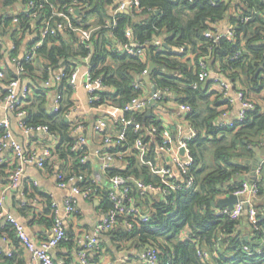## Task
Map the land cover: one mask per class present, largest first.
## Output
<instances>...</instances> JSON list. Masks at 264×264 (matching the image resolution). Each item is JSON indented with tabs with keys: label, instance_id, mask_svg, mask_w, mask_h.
Wrapping results in <instances>:
<instances>
[{
	"label": "trees",
	"instance_id": "1",
	"mask_svg": "<svg viewBox=\"0 0 264 264\" xmlns=\"http://www.w3.org/2000/svg\"><path fill=\"white\" fill-rule=\"evenodd\" d=\"M115 2L116 0H0L4 7H14L17 3L23 6L16 14L6 12L0 15L2 35L9 36L14 42L7 52L0 39V63L5 61L6 56L11 62L12 58L20 56L28 31L36 34L26 47L31 52L41 39V28L48 21L51 29H56L55 33H50L44 43L33 51L32 61L21 62L23 71L20 75L17 67V72L8 65L5 69L0 67L4 72L1 82L8 86L18 78L31 81L33 92L28 100L30 102L32 98L33 101L26 106V122L28 125H47L59 137L52 153L58 158L57 161L53 160V166L58 163L59 171L68 176L80 172L92 174L91 162L81 164L79 154L72 151L75 142L72 122L66 119L75 106V90L70 84L72 72L84 63V58L90 52L93 54L94 75L101 76L114 89V92L103 94V100L122 107L135 97L144 96V90L135 87L136 83H140L144 86L151 84L155 90L168 89L170 95L179 97L177 100L189 103L193 112L187 119L197 132L190 143L194 158L192 174L195 176V186L190 190L174 193L171 197L174 203L168 207L160 198L148 203V199L140 198L134 193L135 197L148 204L152 222L137 226L132 231L118 226L115 230L104 233L111 240H100L99 252L110 255L115 261L123 253L133 259L147 247L155 246L160 251L162 260L169 261L170 264H264V202L260 204L257 201L256 207L262 220L261 230L256 232H253L246 218L234 221L217 217L215 212L218 207L214 205L219 196L232 193L246 181L244 176L250 171L249 167L241 164L238 159L246 157L255 146L262 143L258 138L264 134V106L258 96L264 90V0H195L193 4L188 0H140L143 9L141 12H121L114 15L112 10ZM76 10L79 12L76 13ZM185 11H190V14L185 16ZM237 13L243 18L250 17L249 21L238 19ZM228 17L235 28V38H222L216 44L208 40L205 32L214 23H221ZM60 25L63 29L59 28ZM91 29L94 30L91 42H83L80 30ZM127 30L133 31L134 43L146 45L145 57H131L117 52L119 44L129 42ZM156 38L162 39L166 45L159 49L154 44ZM88 44L91 48H87ZM180 47L186 49L184 54L177 53ZM210 47L212 68L215 71L224 69L226 76L233 80L234 89L242 88L246 97L255 105V109L247 112V120L237 128H223L216 124L222 109L229 102L222 93L211 89L215 85L214 81H208L197 89L193 88L197 81L198 60L210 51ZM239 50L244 51L242 56L232 60V56ZM187 55L192 57L187 58ZM151 64L155 67L149 84L141 78L145 69L150 71ZM62 70L65 74L60 84L63 99L59 112L53 113L47 108L50 90L45 89L43 83L52 71ZM6 95L5 88L0 92V97ZM212 95H216L214 101L209 99ZM134 117L146 127L160 126V122L152 114H136ZM2 135L3 131H0V140ZM128 135L126 145L133 147L138 134L130 129ZM210 154L213 162L208 166L211 159H208V164L206 160ZM127 159L129 168L126 172L145 182L159 181L152 166L146 163L147 160L153 164L156 162L153 151L141 156L138 150H134ZM49 163L50 159L46 160L44 168ZM126 172L111 168L109 175ZM25 192L29 193L28 190ZM36 194L41 193L34 191L31 196ZM98 197L102 207L107 209L110 206L107 190L101 187ZM258 197L264 200L261 181ZM45 198L51 214L53 200ZM26 199L29 200L30 196H26ZM243 222L248 223L250 228L248 238L239 230ZM9 226L16 233L15 227L12 224ZM183 231L188 232V238L180 239ZM192 234L198 240L192 238ZM68 242L75 243L74 240ZM217 244L221 247L218 257L203 260L199 251H213ZM244 244L250 245L254 251L261 247L262 253L251 255L240 249Z\"/></svg>",
	"mask_w": 264,
	"mask_h": 264
},
{
	"label": "built area",
	"instance_id": "2",
	"mask_svg": "<svg viewBox=\"0 0 264 264\" xmlns=\"http://www.w3.org/2000/svg\"><path fill=\"white\" fill-rule=\"evenodd\" d=\"M188 1L193 4L195 0ZM30 5L32 6V3H30ZM213 5H216V2H213ZM142 10L140 0H116L112 11L115 15L121 12H141ZM75 12L78 13L79 10H76ZM36 15L37 14H34V16ZM236 17L244 22H248L250 19V17L243 18L238 13L236 14ZM115 24L116 21H114V25ZM220 24L221 23H214L210 29L205 32V37L215 44L219 43L222 38L233 40L236 36L234 26L222 29ZM59 28L63 29V26L60 25ZM55 30L56 29H51L50 22L48 21L46 25L41 28V39L36 46L33 47L31 52L25 49L22 56L12 58V62L18 68V75L23 71L21 62L23 60L26 62L32 61L34 59L33 51L44 43L50 33H55ZM93 32L94 30L92 29L80 30L83 42L90 43ZM126 37L129 42L119 44L117 52L125 53L127 56L131 57H145L146 45L143 43H134L132 30H127ZM154 44L160 49L165 45V42L160 38H156ZM87 48H91V45L88 44ZM185 51L186 49L184 47L177 49L178 54H184ZM243 52V50H239L231 59L235 60L242 56ZM92 55L93 54L90 52L88 56L84 58V63H81V65H78L74 69L70 78V84L76 91V78L80 71L79 68L85 66L86 72L83 85L88 94L89 104L96 108L105 106L113 107L114 104L103 100V94L107 93L110 87L101 76L96 77L94 75L92 69L94 66ZM211 59L212 47H210V51L207 54L200 57L198 60L197 81L193 84V88L197 89L208 81H214L215 86L219 87L221 93L229 102V105L222 109L221 115L216 124L218 127L223 128H237L247 120V112L255 109V105L250 99H248V97H246L242 88L234 89L233 80L226 76L227 74L224 72V69L219 68L215 71L212 68ZM148 73L149 69H145L142 76H145ZM64 76L65 74L63 70L52 71L50 76L43 83L45 89L53 91L54 93V105L51 110L53 113H57L60 110V102L63 99V90L61 89L60 84ZM3 78L4 72L1 69L0 80ZM135 87L144 90L143 84L136 83ZM32 88L33 87H31L29 83H24L20 78L13 80L8 86H6L7 95L0 97V110L3 109L7 112L13 113L18 119L19 128L25 133H43L51 137L56 143V146L59 142V137L51 132L49 126L28 125L26 122V106L29 103L28 99L32 95ZM169 97L170 93L168 89L165 91L154 90L150 96H138L124 106L116 107L119 111L118 122L120 125L118 132L114 134L109 131L108 120L105 117L102 116L97 118L94 124V129L98 134L103 136V142L107 146V150H88V138L84 132L86 127L85 122L79 119L72 120V136L75 140L72 146V151L79 154L80 162L83 165L89 164L92 160H99L101 169L106 173L111 185L107 190V198L110 202V206L107 209H104V217L96 224L94 232L79 234L74 238L77 247L78 264H113L114 262H121L122 264H170L169 261L162 260L160 257V251L155 246L147 247L133 259H130L129 256H123L115 261L106 262L101 260L103 254L99 252V237L101 234L113 231L118 226H123L127 231H132L137 226L152 222V214L144 211V209L138 204L137 197H135L134 193L138 194L140 198L146 199L150 198V195L152 194H157L161 201H164L165 206L168 207L169 205L172 206L174 203L171 201V197L174 193L178 191H187L195 186V176L192 174L194 158L191 155L190 143L195 139L197 132L193 129L189 120L187 119L192 128V134L187 137L178 138L173 131H171L168 126H164V124H161L160 126L151 125L150 127H146L144 124L134 119V115L136 114L147 115L146 112L152 110L153 105L156 102H165ZM235 102L240 103L241 111L236 118H230V109ZM75 106L70 110L67 116L69 119L70 115L76 111ZM179 108L185 113L186 117L193 112V108L189 103H180ZM126 115H129V117ZM130 129L138 134L133 147H127L126 145ZM0 131H3L0 140V152L7 147H10L13 150L17 161V165L10 173L8 188L17 189L22 182L26 164L31 163L39 168H44L45 161L52 157L54 147L48 143L46 145L42 144L41 151H38V149L26 151L21 144L13 140L11 121L8 118L0 122ZM182 148L185 150L184 154L181 153ZM134 150H138L141 156H143L144 153L146 154L153 151L156 162L154 164L152 163V168L159 178L158 182H145L129 172H126L129 168L127 157H129ZM116 161L124 163L123 170L126 173L109 175L110 169L113 168ZM260 167L258 168V173L261 171ZM57 180L59 186L62 188L71 186L72 195L64 200L63 207L56 201H52L51 235L49 238L39 243L34 242L28 237L23 225L12 214H7L3 211L2 203L4 198L0 197V217H4L8 223L15 227L20 242L34 256L36 264H60L54 259L52 251L62 242L71 239L66 230L65 220L70 217H76L80 214L81 211L77 196H81L88 201H93L96 198H99L98 192L102 187L97 178L87 172H80L68 176L67 173L59 171L57 173ZM259 183V179L243 182L232 193H229V195L235 194L238 197V202L234 207L217 208L215 215L217 217L234 221L246 218L247 222L252 227L253 232L261 230L260 222L262 218L256 207L257 201L260 200L258 199ZM33 184L38 186L37 181H34ZM99 200L101 201L100 198ZM28 203V199H26L22 205L25 206ZM184 235L185 238L189 237V234L186 231H184ZM191 237L198 240L193 234ZM226 237L229 238V236ZM240 249L251 255L254 253H262L261 247L254 251L248 244L242 245ZM220 250L221 247L217 244L213 251L203 249L199 251V255L203 260H214L218 257L217 253ZM0 264L9 263L0 261ZM226 264L234 263L227 262Z\"/></svg>",
	"mask_w": 264,
	"mask_h": 264
},
{
	"label": "crops",
	"instance_id": "3",
	"mask_svg": "<svg viewBox=\"0 0 264 264\" xmlns=\"http://www.w3.org/2000/svg\"><path fill=\"white\" fill-rule=\"evenodd\" d=\"M23 8L22 4L17 3L14 7H4L0 4V15L4 13L16 14L21 11ZM190 11H185L184 15H189ZM138 20V19H136ZM222 29L232 27L229 17L221 22L220 24ZM3 29L0 26V39L4 43V48L7 49V52L13 47L14 42L9 36H3ZM36 37L35 33L28 31L26 37L23 41L20 56L23 55L27 44L31 42ZM166 45V43H165ZM192 56L187 55V58ZM9 66L13 71L17 72L16 66L8 56L5 57V61L0 63V67L5 69L6 66ZM39 68V66H37ZM79 74L76 78V91H75V103L76 111L70 115V119L67 117L68 122L72 120H82L85 122L86 127L84 132L88 138L87 148L88 150H107V146L103 142V136L98 134L94 129V124L96 119L99 117H105L108 120L109 131L111 133H117L119 130V111L116 109V105L113 107H92L88 101V94L84 88L85 81V72L86 67L81 66ZM24 83H31L30 80L25 79ZM42 85V84H41ZM6 86L0 80V92ZM212 90H216L221 93L219 87L213 85ZM154 91L153 85L144 86V97L150 96ZM108 92H114L113 88H110ZM216 95H212L209 99L210 101L215 100ZM179 97H174L170 95L169 99L165 102H156L153 105L152 110H148L147 115L152 114L156 117V120L164 126H168L171 131L179 138L187 137L192 134V128L190 127L185 113L179 108L182 101L177 100ZM258 99L260 103L264 106V90L259 94ZM31 101L27 104H31ZM35 101V100H34ZM54 101L53 91L48 92V110H52ZM150 111V112H149ZM241 111V105L239 102L235 104L230 109V118H236ZM10 119L11 129L13 133V140L17 141L19 144L25 148L26 151H32L38 149L41 151L42 144H50L55 147L54 140L43 134V133H33L27 134L18 125V119L13 113L7 112L3 109L0 110V122L4 119ZM146 133V132H145ZM258 140L262 143L258 146H255L259 149H264V134L259 136ZM254 147V148H255ZM54 150V148H53ZM53 156L50 159V163L45 168H39L35 164H26L25 173L22 178L20 187L17 189L8 188L9 176L12 170L17 165L15 154L10 147H7L0 152V197H3L2 208L3 211L7 214H12L24 227L25 232L28 237L36 243L46 240L51 235L52 220L51 214L48 209V204L45 202L46 197L51 198L53 201H56L63 207L64 200L72 195L71 186L62 188L59 186L57 180V173L59 172V164H54L53 160L57 161V155L52 154ZM239 162L245 166L249 167V172L245 173L244 176L246 181H252L259 179L261 181V186H264V158L260 163V159L256 152L252 149V152L249 153L246 157H241L238 159ZM148 165L152 166L151 161H146ZM92 169V175L97 178L104 190H108L111 185L108 181L106 173L101 169L100 161L92 160L90 163ZM261 166V167H260ZM153 167V166H152ZM261 168L260 173H258V168ZM113 168L116 170H122L124 168V163L116 161L113 165ZM153 171V170H152ZM34 181L38 182V186L33 184ZM25 190L29 193H26ZM38 191L41 194H36V196H31L34 191ZM229 193L222 194L219 198L227 197ZM26 196H30L28 200V207L22 205L26 201ZM43 196V197H42ZM139 197V196H138ZM137 197V202L144 209L145 212H150V208L147 203L143 200H140ZM218 198V199H219ZM80 208V214L73 218H67L65 220L66 230L70 236V240H74L75 236L84 234L86 232L93 233L94 228L98 222H100L104 217V208L102 207L101 201L99 198H96L93 201H88L81 196H77ZM159 200L157 194L150 195L148 198V203H152V200ZM258 202L261 204L264 200L260 199ZM151 206V205H150ZM244 224L240 226V232L247 238L250 234V228L248 223L243 222ZM10 223L6 221L4 217H0V261L4 262H13V264H36L34 256L26 249V247L20 242L17 233L14 229L9 226ZM184 231L180 239L184 237ZM99 240H111L109 235L101 234ZM52 255L54 259L60 264H78L77 257V247L73 242H62L59 244L53 251ZM126 256L125 253L121 254L119 257ZM103 262L113 261L110 255L103 254L101 256ZM113 264H122L121 262H114Z\"/></svg>",
	"mask_w": 264,
	"mask_h": 264
},
{
	"label": "water",
	"instance_id": "4",
	"mask_svg": "<svg viewBox=\"0 0 264 264\" xmlns=\"http://www.w3.org/2000/svg\"><path fill=\"white\" fill-rule=\"evenodd\" d=\"M154 67H155V65L151 64L149 73L147 75L143 76V78H141L149 84L151 83V72L153 71ZM153 88H154V86H153ZM154 90H155V88H154ZM253 150L258 155V157L260 159L259 161L261 163L263 158H264V149H259V148L255 147V148H253ZM181 153L182 154L185 153V150L183 148L181 149ZM237 202H238V197L235 194H230L227 197H222V198L217 199V201H216V203H214V205L218 208H224V207L233 208Z\"/></svg>",
	"mask_w": 264,
	"mask_h": 264
},
{
	"label": "rangeland",
	"instance_id": "5",
	"mask_svg": "<svg viewBox=\"0 0 264 264\" xmlns=\"http://www.w3.org/2000/svg\"><path fill=\"white\" fill-rule=\"evenodd\" d=\"M208 159H211V161L209 160V165H208V166H211L212 165L211 163L213 162L211 154L207 156V160H206L207 164H208ZM178 238H179V236H178Z\"/></svg>",
	"mask_w": 264,
	"mask_h": 264
}]
</instances>
